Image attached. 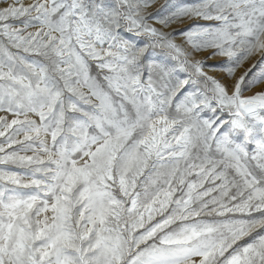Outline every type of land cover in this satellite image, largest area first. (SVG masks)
Instances as JSON below:
<instances>
[{
	"label": "snow or ice",
	"instance_id": "1",
	"mask_svg": "<svg viewBox=\"0 0 264 264\" xmlns=\"http://www.w3.org/2000/svg\"><path fill=\"white\" fill-rule=\"evenodd\" d=\"M0 264H264V0H0Z\"/></svg>",
	"mask_w": 264,
	"mask_h": 264
}]
</instances>
